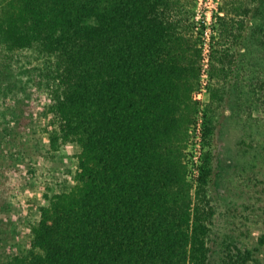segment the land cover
Instances as JSON below:
<instances>
[{"label": "trees", "instance_id": "16d2710c", "mask_svg": "<svg viewBox=\"0 0 264 264\" xmlns=\"http://www.w3.org/2000/svg\"><path fill=\"white\" fill-rule=\"evenodd\" d=\"M191 1L0 0V168L21 158L36 114L23 50L43 60L52 144L80 146L74 184L47 195L4 264H264V0H223L219 16L212 59L230 66L241 121L228 181L249 187L215 201L219 151L205 147L192 179L182 146L198 77L183 62Z\"/></svg>", "mask_w": 264, "mask_h": 264}, {"label": "rangeland", "instance_id": "374dc122", "mask_svg": "<svg viewBox=\"0 0 264 264\" xmlns=\"http://www.w3.org/2000/svg\"><path fill=\"white\" fill-rule=\"evenodd\" d=\"M211 4L214 5H210V13L213 14L210 27L213 32L215 31L212 39L213 51L218 36L219 16L224 14L222 8L225 3L223 0H219V3L212 0ZM198 6V0L184 5V21L181 27L186 40L183 62L189 66L193 65L198 71L195 89L192 91L194 103L187 109L191 121L186 137L182 140L185 160L191 178L195 179L193 165L204 155L205 147L210 149L211 143V149L214 148L217 153L219 151V156L215 160L216 167L209 184V196L213 197L214 201L215 198L223 196L231 198V194L244 198L243 190L247 191L249 186L239 185V180L230 186L228 181L235 172L229 151L236 150V142L241 134L239 124L241 121L238 116H234L238 114L235 98L237 92H232L233 89L230 87L234 79L229 78V64L214 57L211 61L208 88L206 91H200L202 33L208 25L207 11L210 8L202 9L200 12ZM4 55L0 49V66L4 63ZM17 60L16 64L23 71V80L26 87L28 86L26 93L36 105V114L30 122V136L24 140L25 148L21 151L23 152L21 158L7 161L0 168L4 172L2 178L4 189L0 195L3 202L10 200L9 208L0 211V264H4V261L9 260L15 252H22L27 247L31 238L30 228L41 218V206L47 203V195L51 196L55 192L69 189L74 184V174L78 166L77 154L80 151V146L76 142L52 144L50 132L54 131L57 125L53 123V114H44V108L50 101V94L42 88L43 84H40L44 82L42 69L38 67L43 65L42 58L33 51L23 50L17 53ZM7 102L9 104V100ZM206 114H210L214 129L213 136L208 139L204 137ZM233 156L235 158L237 154L234 152Z\"/></svg>", "mask_w": 264, "mask_h": 264}, {"label": "built area", "instance_id": "2783aa9c", "mask_svg": "<svg viewBox=\"0 0 264 264\" xmlns=\"http://www.w3.org/2000/svg\"><path fill=\"white\" fill-rule=\"evenodd\" d=\"M199 3V11L201 12L202 9L205 8H210L207 11V21L206 24V30H203L202 33V82H201V88L200 91H206L208 88V84H209V79H210V67H211V61H212V39L215 33V31H212V28L210 27V23L212 20V15L211 12V6L212 5V0H198ZM216 3H219V0H216ZM211 5V6H210ZM217 6V5H216ZM201 93V92H200ZM199 93V94H200ZM201 159V158H200ZM200 159H198L196 161V164L193 165L194 166V173L193 176L196 179L197 176L199 175V165H200Z\"/></svg>", "mask_w": 264, "mask_h": 264}]
</instances>
